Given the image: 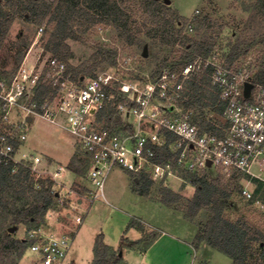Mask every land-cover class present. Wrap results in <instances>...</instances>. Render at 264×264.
<instances>
[{"label":"built area","instance_id":"built-area-1","mask_svg":"<svg viewBox=\"0 0 264 264\" xmlns=\"http://www.w3.org/2000/svg\"><path fill=\"white\" fill-rule=\"evenodd\" d=\"M206 71L220 90L223 106L220 115L210 114L224 120L216 121L213 130L193 121V110L183 105L189 99L184 93L186 82ZM247 81L253 82V88L246 98ZM46 82L51 92L41 97L39 89ZM37 120L75 138L77 149L89 160V193L94 199L107 200L105 184L118 165L147 172L154 181L180 178L179 171L234 175L252 173L256 163L264 168L259 160L264 151V84L253 81L252 70L237 71L219 62L214 53L198 56L180 70L165 68L145 82L121 80L112 72L80 79L68 70L66 61L53 56L35 63L25 59L10 73L0 68V169L16 174L30 168L37 177L56 182L66 166L41 170L42 155L28 147ZM53 191L63 202L64 194L54 186ZM241 194L254 198L248 187ZM77 221H83L82 215ZM40 231L30 232L29 250L41 264H66L73 237L45 236Z\"/></svg>","mask_w":264,"mask_h":264},{"label":"rangeland","instance_id":"rangeland-1","mask_svg":"<svg viewBox=\"0 0 264 264\" xmlns=\"http://www.w3.org/2000/svg\"><path fill=\"white\" fill-rule=\"evenodd\" d=\"M145 5V0H129L123 5L130 15L129 30L133 36L132 43L120 38L112 25L92 24L87 31L77 29L79 39L66 40L72 51L68 63L73 67H79L84 61H90V64L98 62L95 75L112 72L121 80L128 82H145L153 78L163 60L173 62L178 59L184 45L181 40L164 43L160 35H153L154 23L144 9ZM168 6L189 21L184 25V34L189 35L193 41L206 39L211 42L217 60L228 64L225 61L228 45L240 34L249 15L242 8L241 1L171 0ZM200 14L207 15L213 20V26L208 32L205 30L198 32L191 22ZM43 27L45 29L44 25ZM40 28L34 19L27 20L21 16L15 19L8 34L0 43L2 70L6 73L13 72L23 63H19L16 57L17 48L23 44H28L25 59L29 57L31 63L37 62L38 59L45 61L53 56V53L45 48L47 42L46 38H43L45 31L39 34ZM256 28L258 27L254 29ZM254 29L248 34H253ZM145 50L148 52L147 55ZM95 54L99 55L93 60ZM263 58L264 45L258 44L231 65L237 71L252 70L253 73ZM91 77L94 75L86 76L85 79ZM215 117L218 123H224L222 117L218 115ZM45 124L37 120L32 126L30 132L32 138L30 137L28 147L42 155L43 162L38 166L39 169L54 170L59 162L66 166L67 170L54 185L56 190L64 194L62 197L65 199L63 202L56 199L40 225V233L45 236L73 237L71 250L65 259L66 264H91L94 258L95 237L101 231L107 233V243H116L113 247L123 255L127 264H232L233 260L228 255L206 242H202L198 248L195 247L196 233L207 223L210 212L203 209L193 220L186 218L188 200L196 191V186L190 182L186 172L179 171L180 178L171 176L166 181L150 179V184L147 187H139L137 192L135 187L138 186L139 178L118 165L111 171L105 184L107 200L94 199L89 193L90 182L87 174L80 176L68 168L75 154L80 158L86 157L77 149L75 138L65 131L51 135L44 130ZM43 143L48 147L46 151L41 148ZM259 160L264 161V151ZM251 172L243 173L239 180L237 179L239 173L225 175L211 172L208 173V177L211 182L220 188H227L231 193L224 212L225 218L233 222L241 221L253 229L258 228L264 232V186L258 190L255 179L264 181V168H260L256 163L252 166ZM44 175H47V172ZM243 187H248L254 192L253 203L241 194ZM164 188L180 196L172 206L163 202ZM78 215L83 217L81 223L77 221ZM131 220H135L136 226L130 228L126 236L131 240L141 239V242L135 247H124L120 250V238ZM16 227L11 231L12 237L26 238L28 241L31 239L30 232L36 229L32 224H21ZM2 231L3 229H0V237ZM154 238L150 253L144 256L146 251L142 240ZM249 246L245 264H258L261 260L262 243L254 240ZM18 255L19 247H13L7 255L6 264H33L34 261L41 264L38 255L30 251L29 247L22 257L18 258Z\"/></svg>","mask_w":264,"mask_h":264},{"label":"trees","instance_id":"trees-1","mask_svg":"<svg viewBox=\"0 0 264 264\" xmlns=\"http://www.w3.org/2000/svg\"><path fill=\"white\" fill-rule=\"evenodd\" d=\"M126 1L129 0H0V43L18 16L27 20L34 19L40 27L45 26V29L43 27L45 31L43 38L47 40L45 48L53 53V57L66 61L68 70L80 79L95 76L94 71L98 62L90 64V61H84L79 67H73L68 63L72 51L66 40L79 39L77 29L87 31L92 24L106 23L116 29L120 38H125L132 43L133 36L129 30L130 15L123 6ZM239 1L249 15L244 21L240 34L228 45L225 61L229 65L248 54L256 45H264V0ZM145 4L144 9L154 23L153 35H160L164 43L181 40L184 45L178 59L173 62L163 60L153 76L160 74L165 68L183 69L196 57L207 58L213 53L215 49L211 42L206 39L193 41L189 35L184 34V25L189 21L168 6L165 0H145ZM191 22L198 32L201 30L208 32L213 26V20L203 14L198 15ZM255 27L258 28L254 29ZM253 29V34H248ZM27 47L28 44H23L17 48L16 57L19 63L25 59ZM98 55L95 54L92 59L95 60ZM110 56H112L111 53ZM252 79L255 83L264 84V58L254 68ZM50 92L51 85L47 82L39 89L41 97ZM184 93L189 96V99L183 105L186 109L193 110V121L202 128L215 129L217 118L210 114L215 112L220 115L223 106L220 90L212 84L209 71L193 74L185 84ZM89 166L87 157L80 158L75 154L68 168L82 176L87 174ZM130 172L139 178L135 191L138 192L139 187H147L150 184L151 178L147 172ZM186 174L190 182L196 186L193 197L188 200L186 218L193 220L203 209L210 212L209 220L196 233L195 247L198 248L202 242H206L228 255L233 260L232 264H245L249 243L258 240L262 243L261 260L258 264H264V232L258 228L255 230L241 221L233 222L224 216L227 201L231 195L229 190L211 182L207 173L200 175L186 172ZM242 174L236 175L238 180ZM255 179L259 190L264 186V181ZM55 183L51 177H37L30 168H23L16 174L0 169V229H3L0 237V264L7 263V255L13 247H19L18 258L23 256L32 241L26 238H13L9 229L21 224H32L34 228H40L56 201V193L53 191ZM163 192V202L167 205L172 206L179 200L180 196L171 190L164 188ZM250 201L253 203L254 198ZM135 226V220H131L120 238V250L140 244L141 239L131 240L126 236L127 231ZM140 228L143 229L142 226ZM154 240L155 238L148 241L142 240L145 243L144 251L148 250ZM93 251L94 258L91 264H127L124 262L123 255L107 243L106 234L103 231L96 235Z\"/></svg>","mask_w":264,"mask_h":264},{"label":"crops","instance_id":"crops-1","mask_svg":"<svg viewBox=\"0 0 264 264\" xmlns=\"http://www.w3.org/2000/svg\"><path fill=\"white\" fill-rule=\"evenodd\" d=\"M26 61H30V59H29V57H27L26 58ZM46 125V129H44V130H46V131H48V133H50L51 135L53 134V133H55V132H60V131H62L61 129H59V128H57V127H54V126H52V125H50V124H45ZM41 133V132H40ZM30 137L32 138V136L30 135ZM30 138V139H31ZM42 144V143H41ZM44 145L41 147L42 148V150L44 151H46L47 150V148L48 147H45V144L46 143H43ZM58 164H59V162H58ZM61 164V163H60ZM65 174V173H64ZM131 231V230H130ZM106 234V238H107V233H105ZM109 244V243H108ZM110 245H112V246H115L116 245V243H110ZM150 248L151 247H149V249L146 251V253H144V256H147L149 253H150ZM146 258V257H145Z\"/></svg>","mask_w":264,"mask_h":264},{"label":"water","instance_id":"water-1","mask_svg":"<svg viewBox=\"0 0 264 264\" xmlns=\"http://www.w3.org/2000/svg\"><path fill=\"white\" fill-rule=\"evenodd\" d=\"M165 2L167 4H170L171 0H165ZM147 54H148V52H147V50H145V55H147ZM252 88H253V82L247 81L245 83V87H244V95H245L246 98L250 96ZM16 228H17L16 226L15 227H11L9 230L11 232V231H14ZM33 264H35V263H33Z\"/></svg>","mask_w":264,"mask_h":264}]
</instances>
